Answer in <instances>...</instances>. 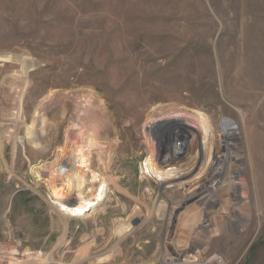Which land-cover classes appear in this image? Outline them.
Returning a JSON list of instances; mask_svg holds the SVG:
<instances>
[{
	"label": "rangeland",
	"instance_id": "374dc122",
	"mask_svg": "<svg viewBox=\"0 0 264 264\" xmlns=\"http://www.w3.org/2000/svg\"><path fill=\"white\" fill-rule=\"evenodd\" d=\"M225 120L236 191L212 187L198 217L202 197L179 201L210 173H192L203 142L221 159ZM175 126L183 160L165 166ZM80 155L93 204L62 213L54 161ZM174 259L264 264V0H0V264Z\"/></svg>",
	"mask_w": 264,
	"mask_h": 264
},
{
	"label": "bare ground",
	"instance_id": "6f19581e",
	"mask_svg": "<svg viewBox=\"0 0 264 264\" xmlns=\"http://www.w3.org/2000/svg\"><path fill=\"white\" fill-rule=\"evenodd\" d=\"M197 115L199 116L200 126L202 127V130H203V135H202L203 137L202 138H203V140H205L206 134L208 133V131L212 132L216 128L208 123V121H207V119L203 113L197 111ZM176 128H179V127L175 126L174 128L170 129V131L168 132L170 135L169 136L170 142L172 141L171 140L172 135H176V134H177L176 139L181 138L184 141V139H185L184 135L185 134H184L183 129L179 128V130H178ZM164 130H166V129L164 128ZM217 131L219 132L220 139H221L220 141L222 142L223 151H224V153L221 155V159H216L214 157V153L212 152L213 146H214L212 138L209 139L210 141L208 143L203 142L202 148H204V152L202 154V152H200L201 149L199 147L200 150H197V158L194 161V163L192 164L193 165L192 166V168H193L192 173L194 174L197 172L199 175L203 172L205 173L207 170H210V173H209L207 179L204 180L201 183V185H199V187L197 189H195L191 193L184 195V197L179 201V204L183 205L191 199H194L197 197H202L201 200L199 201V205H201L202 211H201L200 215H198V217L201 215L205 216L204 210L212 207L215 204V201L217 200V199H215V193H214V190L212 187L215 186V190L218 189L220 191L226 192V193H224V192L223 193L225 195L229 196V198L233 197L234 193L236 191V186H234V184H232L233 181H231L232 178H234L236 175V173H235L236 169L235 170H233L234 168L229 169V165L230 166L233 164L235 165V163L238 159L236 157V155L234 154L235 152L232 150L233 148L235 149V145H234L235 143L231 142L232 139H234L233 136L236 132V128H235V126H233V124L230 121L225 120L221 123V126ZM169 140H168V142L164 143L163 146H161V147L159 146V151H158L159 152L158 156H159V160H160L159 162H161L162 165H165V166H171L176 161L179 162V161L183 160V153H184V150H182L183 147L182 146L178 147L173 142H171V144H170ZM66 143L67 142L64 143V146H65L64 148H66ZM219 145H220V143H219ZM61 150L64 153L66 152L65 149H61ZM60 155H62V154H60ZM147 159L145 160L144 168L151 170L155 173H158V170L155 167H153V165L148 164ZM84 161H85V158L81 155H80V157H78L77 160H74L73 162L72 161L66 162L65 160L62 159V157L56 156V159L54 161V164L56 166V171H57V173L59 172V174L63 176V179L57 185H55L53 187L50 186V188L52 187L51 188L52 198L55 199V203L58 205L59 210L62 213H69L70 212V213H76V214L78 213L79 214L80 212H83L86 209H88L89 206H91L93 204L92 200H90L88 194H86L84 192V190L82 189V185H84L83 184L84 183L83 177H85V176L82 173H81L82 175H80L78 173L77 169H74L75 163L83 164ZM159 174H160V172H159ZM183 178L187 179V178H189V176H184ZM220 178H222V182H220V180H219ZM226 181L228 184L224 185V186L222 184V186H223L222 187L220 184L221 183L226 184ZM179 184H181V183H179ZM208 184H211V186H208ZM71 186L72 187L75 186L76 190L74 192H71V193L66 195L64 193V191L67 188H70ZM84 193H85V195H84ZM51 201H53V200H51ZM233 222H229L227 220L226 224H227V226H230V223H233ZM233 226H231V227H233ZM218 227H221V226L218 225ZM191 243H192V241L184 249V251H183L184 253H188L190 251L191 246H192ZM176 254L179 255L177 252H176ZM51 255H52V253H50L48 255L49 258ZM179 263L180 262L177 259H174L172 262H165L164 260H160V262H159V264H179Z\"/></svg>",
	"mask_w": 264,
	"mask_h": 264
}]
</instances>
